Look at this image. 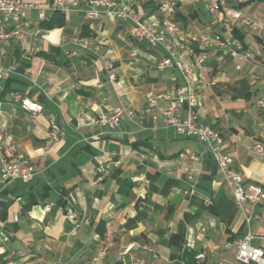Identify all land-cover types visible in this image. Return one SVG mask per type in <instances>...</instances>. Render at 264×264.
I'll return each mask as SVG.
<instances>
[{
    "label": "crops",
    "instance_id": "crops-1",
    "mask_svg": "<svg viewBox=\"0 0 264 264\" xmlns=\"http://www.w3.org/2000/svg\"><path fill=\"white\" fill-rule=\"evenodd\" d=\"M34 1L45 20L39 9L26 11L20 36L0 50V128L12 135L22 161L38 170L31 182L4 185L0 166V234L8 238L0 264L12 253L15 264H197L201 253L204 264H237L228 244L248 232L252 245L264 250V199L248 227L206 146L164 124L162 109L171 100L149 105L184 85L175 69L158 68L165 50L135 41L127 22L90 19L84 3L64 15V26L45 29L42 22L56 12L51 0ZM248 1L227 6L263 24L264 3ZM178 3L184 49L175 54L192 65L191 51L205 56L209 70L198 118L221 133L243 182L264 184V157L255 149L264 131L257 104L264 96V39L248 27L226 31L222 15L209 13V0ZM137 6L159 22L154 3L138 0ZM202 34L221 36L227 46L203 43ZM76 37L91 44L81 48L72 43ZM236 40L255 61L240 60ZM12 93L44 111H24ZM118 107L137 117L125 116L116 130L98 123ZM187 150L194 158L183 155ZM100 166L110 170L103 182H97ZM71 213L90 224L76 229ZM101 250L106 255L95 261Z\"/></svg>",
    "mask_w": 264,
    "mask_h": 264
},
{
    "label": "built area",
    "instance_id": "built-area-1",
    "mask_svg": "<svg viewBox=\"0 0 264 264\" xmlns=\"http://www.w3.org/2000/svg\"><path fill=\"white\" fill-rule=\"evenodd\" d=\"M137 2L138 0H51L50 8L54 12L68 14L84 3L89 8L87 14L90 19L106 18L115 22H127L131 24V35L135 41L147 42L153 48L165 50L166 57L159 61L158 68L160 70L175 69L182 76L184 85L177 88L172 95L159 94L151 98L149 105L155 107L159 101L171 100V104L162 109L164 124L174 128L178 135L195 138L206 146L232 190L236 205L245 217L246 225L250 227L252 220L258 217L255 208L264 199V184L244 183L241 175L232 167V158L224 152V138L221 133L213 126L200 122L198 118L199 91L202 87L209 85L207 79L209 70L205 65V56H200L191 51L194 62L192 65L184 63L175 54V50L184 49L182 45L183 30L177 19L178 0H139L141 4L150 2L155 4L160 14L158 23L146 19L138 8ZM228 2L229 0H209V13L211 15L221 14V25L228 32H233L238 27H248L264 39V23H254L240 9L227 6ZM32 9H39L40 19L45 20L44 10L34 0H0V50L3 44L20 36L24 13ZM200 40L203 43H211L215 47L227 46L223 38L218 35L211 37L202 34ZM72 43L84 49H87L91 44L87 40L77 37L72 39ZM234 46L240 60L255 61V56L245 48L242 42L236 40ZM96 49H101V46L97 45ZM75 55H77L76 52L68 53L70 57ZM108 65L111 70L114 69L111 63ZM238 69L240 70V67ZM111 78L116 80L114 74ZM11 97L26 112L41 114L44 111L42 104L25 98L20 93H12ZM257 104L264 109V96L258 100ZM136 115V112L129 107H118L113 110L109 117L98 120V123L108 126L111 130H116L122 118L125 116L135 118ZM52 139H58L56 128L53 130ZM255 149L259 155L264 157V131L261 140L256 142ZM183 155L194 158V154L190 150H187ZM0 166L1 180L4 185L17 180L25 183L31 182L38 173L34 165L22 161L12 135L2 128H0ZM109 173L110 170L107 166H100L97 169V182H103ZM49 210L50 206L48 205L46 211ZM68 217L75 223L76 229L83 223L90 224V218L87 216L79 219L76 213H71ZM253 238L252 233L248 232L243 237L228 244L229 248L236 250L235 262L237 264H264V250L252 245ZM7 240L8 238L0 234L1 253L6 252L2 244ZM13 254H11L7 264H15ZM105 255L106 251L101 250L95 261ZM204 260V253L196 256L197 264H204ZM135 264H152V262H136Z\"/></svg>",
    "mask_w": 264,
    "mask_h": 264
},
{
    "label": "trees",
    "instance_id": "trees-1",
    "mask_svg": "<svg viewBox=\"0 0 264 264\" xmlns=\"http://www.w3.org/2000/svg\"><path fill=\"white\" fill-rule=\"evenodd\" d=\"M256 2L264 3V0H249L247 3L251 4V3H256ZM237 9H239V8H237ZM64 15H65L64 13L56 12L52 19L43 21L41 26L45 29H53V28L60 27V26L62 27L65 25V16ZM234 34L237 35L236 30L234 31Z\"/></svg>",
    "mask_w": 264,
    "mask_h": 264
}]
</instances>
